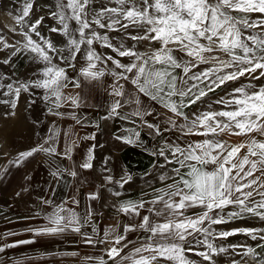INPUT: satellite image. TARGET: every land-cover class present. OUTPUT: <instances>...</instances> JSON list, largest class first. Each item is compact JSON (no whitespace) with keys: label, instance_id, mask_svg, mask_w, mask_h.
<instances>
[{"label":"snow or ice","instance_id":"snow-or-ice-1","mask_svg":"<svg viewBox=\"0 0 264 264\" xmlns=\"http://www.w3.org/2000/svg\"><path fill=\"white\" fill-rule=\"evenodd\" d=\"M91 2L57 0L56 10L51 16L58 26L51 27L50 31L65 38V46L58 49L38 31L44 18L38 17L34 22L29 19L33 3L32 0H25L21 14L16 17L17 24L21 25L20 34L26 41L23 49L7 43L3 36H0V45L13 48L14 54L30 50L44 63V67L41 78L18 87L7 85L8 92L4 95L14 93L11 108L15 109L21 90L28 91L29 88L44 90L42 98L52 105L48 110L54 115H64L53 111L64 105L80 107L79 94L64 93L69 77L65 67L53 63V56L49 52L69 68H75L78 56L83 55L86 66L81 67L80 74L85 79L98 81L106 74L114 77L110 95L116 99L102 119L137 117L141 126L148 129L149 136L162 137L175 129L184 136L204 137L184 145L166 141L164 148L152 153L164 159V163L158 165L162 169L159 181L164 182V186L153 189L151 200L126 201L120 207L123 213L140 217L138 224L125 225L123 232L143 230L148 234L147 242L121 256L128 246L126 235L117 233L114 227L106 229L100 243L110 245L106 249L107 256L111 260L120 257L126 264H196L186 255L193 253L213 264V255L223 253L228 248H240L243 253L237 254L254 253L258 264H264V228H238L221 232L212 228V225L227 223L233 218L244 219L245 216L264 221V86L256 88L249 83L233 89L227 97L215 101L222 106L220 110L200 111L192 113L191 117L185 112L209 92H214L229 81H236L246 74L250 80L264 78V0H108L111 6H102L94 11L90 20L87 9ZM254 14H258L255 19L252 18ZM96 28L124 31L133 41H147L158 46L153 47L150 53L136 51L135 46L125 47L123 43L116 46L107 33L101 34ZM31 34H35L42 43L34 40ZM94 44L110 48L116 57L101 56ZM119 58H130V62L122 63ZM109 61L119 71L106 72L101 65ZM202 64L211 66L195 71ZM122 80L130 82L134 91L126 93L124 84L120 83ZM72 83L74 87H80L78 82ZM147 100L171 113L163 127L144 119L153 115V109L145 106ZM126 105L134 106L133 110L128 115H122L120 110ZM71 116L80 123L74 114ZM125 131L127 135H116L115 139L143 147L139 130L132 128ZM225 132L247 139L230 144L217 138ZM58 135V130L51 129L50 135L42 143L18 153L10 163L19 166L39 152L72 159L75 141L65 133L70 142H66L63 149L58 151ZM84 139H95V134ZM94 148L95 145L89 148L81 168L93 167ZM242 149L246 151L241 155ZM64 173L71 177L77 175L75 170L59 166L52 175L62 178ZM106 179L111 181L112 178L109 176ZM131 179L130 175L122 178L120 186L123 187ZM89 198L95 199L96 196L90 195ZM44 203L51 205V210L45 214L42 226L28 229L34 236H55L68 230L80 233L91 217V210L81 218L65 203L54 204L50 200ZM73 203L78 201L73 200ZM229 206L235 211L228 212L225 217L224 209ZM195 208L201 211L187 215L190 209ZM141 209L149 214H142ZM150 215L163 219L153 222ZM206 222L207 227H204ZM92 231L96 232L95 227ZM238 233L258 243L255 247L236 244L217 247L209 239H226ZM83 235L86 243H94L91 236ZM201 236L203 239H200ZM32 242L25 240L16 243ZM14 246L2 245L0 252ZM197 246H203L206 250L196 251ZM96 259L98 264H105L103 257ZM233 264L238 262L234 261Z\"/></svg>","mask_w":264,"mask_h":264},{"label":"rangeland","instance_id":"rangeland-1","mask_svg":"<svg viewBox=\"0 0 264 264\" xmlns=\"http://www.w3.org/2000/svg\"><path fill=\"white\" fill-rule=\"evenodd\" d=\"M25 0H0V36L4 37V40L11 45H15L17 48L23 49L24 40L23 36L20 34L21 25L17 24L16 17L21 14V10ZM33 8L30 12V20L35 21L38 17H43L42 24L38 26V31L41 36L50 40L56 48H63L65 46V38L59 34L50 31L51 27H57L56 20L51 16V13L56 10L57 0H32ZM102 6H111L108 3V0H92L89 5L88 18L91 20L94 11L99 10ZM258 14L252 16L253 19L257 18ZM95 28L96 26L93 25ZM27 31V28L23 29ZM101 34L107 33L111 42L119 46L121 43L125 47L135 46V50L139 52L150 53L153 47L158 45L149 44L147 41H133L129 39L127 33L124 31H107L106 29L96 28ZM132 34H136L133 32ZM32 38L37 42L42 43L35 34H31ZM93 47L96 49L101 56H113L116 57V54L106 47H101L99 44H94ZM66 54V53H65ZM49 55L53 56V63L65 67L67 75L69 77L68 87L64 89L66 95H76L79 94L81 97L80 106H89L95 107L97 110L85 111L80 115H76V109H73L70 105H64L59 109H53V111L63 112L64 109L68 108L77 119H83L85 122H88L90 127L87 130L83 131V135L80 139H84L86 136H91L95 134V139H85V140H94V143L97 141L103 142L105 145H113L114 149L120 150V156L118 162L115 166H120L119 175L117 179H111L112 181H117L115 184V194L119 193L122 197L121 201H148L153 198V189H158L164 186V182L159 181V174L162 169L158 165L164 163L163 157L158 155H153L154 151H158L161 148L165 147V142H178L181 145L190 143L193 141H198L204 137L188 135H181L175 129L166 132L162 137L149 136L148 129L141 126V121L137 117H130L129 119H109L104 120L102 117L106 114L110 104L116 99L110 95L111 85L114 83V77L111 75H105L98 81H91L85 79L80 74V69L82 66H86L83 55H79L75 61V68L67 67V64L62 63L54 53L49 52ZM205 55H221L219 53H205ZM122 63H129L130 58H119ZM7 61V62H6ZM106 69V72L110 71H119L115 69V66L109 61L106 65H101ZM211 65H200L195 71H201L206 67ZM44 63L36 58V54L32 53L30 50H22L15 52L13 48H4L3 45H0V101H9V103H0V139L13 140L19 137L22 141L21 144H24V150L26 151V145L28 142L43 141L47 136L50 135V128L56 126L59 122L61 115H54L52 112H49V108L52 105L43 100V89L38 88H29L28 91L21 90L20 96L16 101L15 109L11 108V100L14 99V93L9 95H4L5 92H8L7 85L13 84V87H18L22 83H29L38 78H41V72L43 70ZM258 74V73H257ZM72 81H76L80 84L79 88L73 86ZM124 84V90L126 93L134 91L133 86L128 81H120ZM249 83L253 84L258 88L259 86H264V78L260 80H250L247 74L244 77H240L236 81H229L221 87L217 88L214 92H209L208 95L202 100L197 101L196 104L192 105L190 108L185 109V112L191 117L192 113L208 110H220L221 105H217L215 101L220 97H227L233 89L237 87L246 86ZM255 89H249L252 91ZM34 101V103H33ZM211 105V108L209 106ZM145 106L153 109V115L144 117L145 120L149 122L159 123L162 127L165 125V121L168 116L171 115L166 109L161 107L159 104L147 100ZM101 107V108H99ZM134 106H125L124 109H121L122 115H128ZM79 108V107H78ZM67 110V111H68ZM69 112V111H68ZM132 121H135L133 123ZM181 123L183 121H180ZM99 127H96V125ZM2 126V127H1ZM170 127V126H169ZM5 128V129H4ZM136 128L141 132V140L144 142L143 147L134 146L125 144L122 141L116 140V135H127L126 129ZM220 140H226L230 144H238L245 141L247 138L243 136L229 135L227 132L217 137ZM98 144V143H97ZM95 144L94 151L97 154V151H100L101 148H98ZM120 147V148H119ZM106 149V148H105ZM111 155L117 156L118 150L112 152V148H107ZM147 149V150H145ZM167 154V149H165ZM246 149L241 150V155ZM94 154V152H93ZM107 154V152L105 153ZM1 161V160H0ZM2 162V161H1ZM1 164V163H0ZM169 168L171 165L168 166ZM130 175L132 179L127 183L123 184V187L120 186V181L122 178ZM170 183L171 181H167ZM6 198H12L14 202H18L21 199V195L12 194L4 195ZM121 203V204H122ZM159 207V205L157 206ZM142 214H149L144 209L140 210ZM200 208L190 209L187 212V215H194L200 212ZM230 211H235L231 206L224 209L223 215L227 217V213ZM130 216V215H129ZM132 217V220H129L131 225H136L140 221V217ZM150 219L153 222H160L163 217H157L155 215H150ZM204 227H207V222ZM212 228L216 232L221 231H231L238 228H264V221H260L256 218L250 216H245L244 219L233 218L227 223H222L219 225H212ZM148 234L143 230L137 229L132 235V239L127 242L128 246L124 248L121 252V256L129 254V252L134 247H139L142 243H146V236ZM200 239H203L201 236ZM217 247L225 246L229 244L236 245H249L255 247L258 241H252L249 236H246L243 233H238L236 235L227 237L226 239H213L209 237ZM187 247V245H186ZM196 251H205L206 249L203 246H197ZM257 251H260L257 249ZM237 253H243V249H231L228 248L225 252L213 255L212 261L213 264H233V262H238V264H258V260L255 257L254 253H249L248 255H241ZM147 255V253H145ZM189 259L196 261V264H209L208 261H204L201 257L194 255L193 253H186ZM105 264H126L122 262L120 257H116L115 260L107 259Z\"/></svg>","mask_w":264,"mask_h":264},{"label":"crops","instance_id":"crops-1","mask_svg":"<svg viewBox=\"0 0 264 264\" xmlns=\"http://www.w3.org/2000/svg\"><path fill=\"white\" fill-rule=\"evenodd\" d=\"M90 108L92 111L97 110L95 107L80 106L76 115L91 111ZM62 109L64 115L56 126L51 128L48 125V129H56L59 132L56 145L58 151L63 149L66 142H70L65 133L75 141L72 159L39 152L16 166L10 162L24 150V144H21L19 137L8 142V139H0V246L15 244L14 247L5 248L4 252H0V264H98L96 258L103 257L104 261L109 259L106 249L110 245L100 243L105 230L114 227L117 233L125 234L123 228L132 220L133 215L129 216L120 211L122 197L120 194L116 195L114 190L117 181L106 179L109 176L117 179L119 175L120 166L115 164L119 160L120 150L100 141L94 143V140L80 139L83 131L93 124L89 125L90 123L82 118L79 119L80 123H77L68 108ZM37 140L28 142L26 150L43 142ZM95 144L101 150L96 154L93 149V167L81 168L89 148ZM107 148H112V152L118 150L117 156L111 155ZM57 166L75 170L76 177L67 173H64L62 178L54 177L52 172ZM6 193L21 195V199L14 202L12 198L4 197ZM90 195H95L96 198L90 199ZM46 200L54 204L65 203L66 207L73 208L81 218L91 210V217L80 233L68 230L55 236H34L28 229L40 227L45 223L44 216L51 210V205L44 203ZM73 200L78 203H73ZM93 227L96 232L92 231ZM9 233L14 235H8ZM133 233L134 231H130L125 234L127 242L133 238ZM83 234L91 236L94 243H86ZM25 240L33 242L16 243Z\"/></svg>","mask_w":264,"mask_h":264},{"label":"bare ground","instance_id":"bare-ground-1","mask_svg":"<svg viewBox=\"0 0 264 264\" xmlns=\"http://www.w3.org/2000/svg\"><path fill=\"white\" fill-rule=\"evenodd\" d=\"M260 250V249H259Z\"/></svg>","mask_w":264,"mask_h":264}]
</instances>
